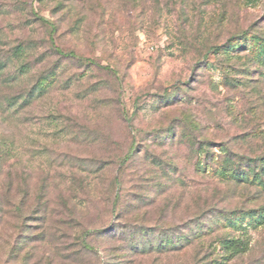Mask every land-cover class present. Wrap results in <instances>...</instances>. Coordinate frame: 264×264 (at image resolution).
Returning a JSON list of instances; mask_svg holds the SVG:
<instances>
[{
    "label": "rangeland",
    "instance_id": "374dc122",
    "mask_svg": "<svg viewBox=\"0 0 264 264\" xmlns=\"http://www.w3.org/2000/svg\"><path fill=\"white\" fill-rule=\"evenodd\" d=\"M0 264H264V0H0Z\"/></svg>",
    "mask_w": 264,
    "mask_h": 264
},
{
    "label": "trees",
    "instance_id": "16d2710c",
    "mask_svg": "<svg viewBox=\"0 0 264 264\" xmlns=\"http://www.w3.org/2000/svg\"><path fill=\"white\" fill-rule=\"evenodd\" d=\"M55 50L60 55H64L66 57H77V55L74 52H66V53H64V52L61 51V49L59 47H56ZM43 80H47V78H45ZM42 83L43 82H40L39 86H41ZM222 244H223V247H224L225 250H227L229 252H232V253H235V254L242 253V252H244L247 249V244L244 243V241H242V240L229 238V239H225Z\"/></svg>",
    "mask_w": 264,
    "mask_h": 264
}]
</instances>
